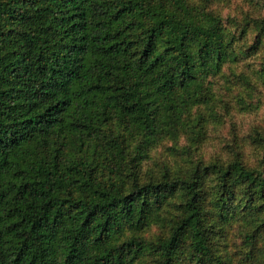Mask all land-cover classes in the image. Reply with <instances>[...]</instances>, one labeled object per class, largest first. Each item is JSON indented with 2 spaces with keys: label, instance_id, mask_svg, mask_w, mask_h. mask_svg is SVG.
<instances>
[{
  "label": "trees",
  "instance_id": "16d2710c",
  "mask_svg": "<svg viewBox=\"0 0 264 264\" xmlns=\"http://www.w3.org/2000/svg\"><path fill=\"white\" fill-rule=\"evenodd\" d=\"M244 1L0 0V264H264V119L207 149L264 105Z\"/></svg>",
  "mask_w": 264,
  "mask_h": 264
},
{
  "label": "rangeland",
  "instance_id": "374dc122",
  "mask_svg": "<svg viewBox=\"0 0 264 264\" xmlns=\"http://www.w3.org/2000/svg\"><path fill=\"white\" fill-rule=\"evenodd\" d=\"M264 4V0H261ZM217 3H226L225 6L231 5V7H227L225 9H222L224 13L227 15L231 13L234 9H238L242 3H245L244 0H216ZM246 8L248 6L245 5ZM238 11V10H237ZM238 12H241L239 10ZM262 13L264 14V7ZM264 101V100H263ZM264 119V105L262 106V109L259 113H256L255 115H235L233 119L226 118L225 120L220 118V123H216L209 129V141L207 144V149L210 153H214L216 148H220L224 145L226 141L231 138V130H232V122H234V125H237L241 132H246V130L253 128L256 126V124ZM222 123V124H221ZM181 143V140H180ZM173 143L167 142L162 147V152H164V155H161V152H158V156L156 158L157 162H160L159 154L162 157V161H164V158L167 157L166 148L171 147Z\"/></svg>",
  "mask_w": 264,
  "mask_h": 264
}]
</instances>
